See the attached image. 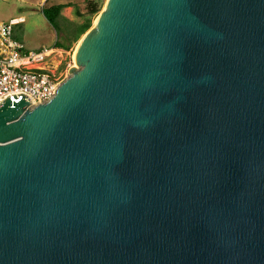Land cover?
I'll return each instance as SVG.
<instances>
[{"label": "water", "instance_id": "obj_1", "mask_svg": "<svg viewBox=\"0 0 264 264\" xmlns=\"http://www.w3.org/2000/svg\"><path fill=\"white\" fill-rule=\"evenodd\" d=\"M74 60L0 104V264H264V0H107Z\"/></svg>", "mask_w": 264, "mask_h": 264}, {"label": "built area", "instance_id": "obj_2", "mask_svg": "<svg viewBox=\"0 0 264 264\" xmlns=\"http://www.w3.org/2000/svg\"><path fill=\"white\" fill-rule=\"evenodd\" d=\"M21 21L13 18L0 24V104L24 94L33 108L54 98L67 77L48 64L55 48L32 51L13 37L14 26Z\"/></svg>", "mask_w": 264, "mask_h": 264}, {"label": "rangeland", "instance_id": "obj_3", "mask_svg": "<svg viewBox=\"0 0 264 264\" xmlns=\"http://www.w3.org/2000/svg\"><path fill=\"white\" fill-rule=\"evenodd\" d=\"M102 4V10L107 0H98ZM68 4L63 14L74 24L83 23L84 17L79 15L86 13V0H0V24L7 23L13 18L23 21L14 26L13 37L23 42L29 50L40 51L55 48L56 43H62V32L65 31L61 21L56 28L46 17L44 10L57 4ZM97 16L93 18L95 26ZM61 23V25H60ZM80 42V41H79ZM79 42H74L69 49L56 48L49 58V66L52 70L59 68L67 79L71 76L73 67L80 68L75 60L74 54ZM69 42L64 40V44Z\"/></svg>", "mask_w": 264, "mask_h": 264}, {"label": "trees", "instance_id": "obj_4", "mask_svg": "<svg viewBox=\"0 0 264 264\" xmlns=\"http://www.w3.org/2000/svg\"><path fill=\"white\" fill-rule=\"evenodd\" d=\"M68 4H57L50 6L44 10L46 17L49 21L58 28L61 21L65 31L62 32V43L58 41L55 48L69 49L74 42H79L82 37L92 28L94 16H98L102 11V4L98 0H86V13L80 14L83 16L84 22L74 24L69 18L63 14V10L68 7ZM61 25V23H60ZM64 40L68 41V44H64Z\"/></svg>", "mask_w": 264, "mask_h": 264}, {"label": "bare ground", "instance_id": "obj_5", "mask_svg": "<svg viewBox=\"0 0 264 264\" xmlns=\"http://www.w3.org/2000/svg\"><path fill=\"white\" fill-rule=\"evenodd\" d=\"M96 21H97V18H96ZM96 21H95V22H96Z\"/></svg>", "mask_w": 264, "mask_h": 264}, {"label": "crops", "instance_id": "obj_6", "mask_svg": "<svg viewBox=\"0 0 264 264\" xmlns=\"http://www.w3.org/2000/svg\"><path fill=\"white\" fill-rule=\"evenodd\" d=\"M63 4V3H62ZM56 49V48H55Z\"/></svg>", "mask_w": 264, "mask_h": 264}]
</instances>
